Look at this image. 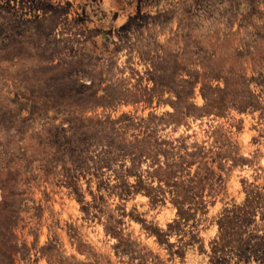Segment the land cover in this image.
Wrapping results in <instances>:
<instances>
[{"label": "rangeland", "instance_id": "rangeland-1", "mask_svg": "<svg viewBox=\"0 0 264 264\" xmlns=\"http://www.w3.org/2000/svg\"><path fill=\"white\" fill-rule=\"evenodd\" d=\"M0 264H264V0H0Z\"/></svg>", "mask_w": 264, "mask_h": 264}, {"label": "trees", "instance_id": "trees-1", "mask_svg": "<svg viewBox=\"0 0 264 264\" xmlns=\"http://www.w3.org/2000/svg\"><path fill=\"white\" fill-rule=\"evenodd\" d=\"M237 219H239L238 216L234 217V216L227 215L226 217H224L223 220H221L220 229L222 231V234H221V239L219 242V245L221 247H224L226 244L230 243L231 240H227V237L234 234L233 230L237 226ZM233 241H235L236 243H239V240H233Z\"/></svg>", "mask_w": 264, "mask_h": 264}]
</instances>
